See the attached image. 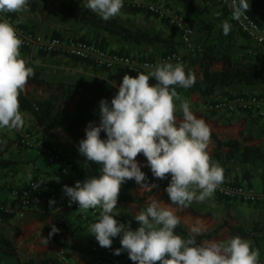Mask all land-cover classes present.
<instances>
[{
  "label": "clouds",
  "instance_id": "clouds-1",
  "mask_svg": "<svg viewBox=\"0 0 264 264\" xmlns=\"http://www.w3.org/2000/svg\"><path fill=\"white\" fill-rule=\"evenodd\" d=\"M234 15L249 8V0H232ZM30 0H0V13L22 12ZM124 0H87L86 7L107 21L120 14ZM231 25L222 24L227 36ZM22 38L6 20L0 19V128L22 129L25 121L19 96L34 75L30 62L23 58ZM136 71V70H133ZM125 73L111 101H99V123L89 121L78 152L88 162L99 165V175L77 180L73 186L63 185L68 203H78L83 210L102 209L100 219L90 225V232L101 247L110 248L113 238L120 236V248L136 264H259V253L250 243L234 236L224 241L197 242L196 236L182 238L175 233L180 217L162 200L147 197V206L134 219L135 230L125 227L113 216L121 186L134 180L140 190L152 192L159 185L149 183L142 167L147 166L154 178L168 179V199L180 207L193 200L210 198L223 182V168L212 162L208 152L211 128L190 109L188 101L180 104L178 119L176 87L191 88L196 82L192 71L186 73L180 63L164 62L148 72ZM150 78L155 83L150 84ZM113 87H117L114 82ZM105 137H101V133ZM138 154L146 161L137 160ZM67 171V170H66ZM199 190V191H197ZM55 199L49 200L54 205ZM203 227L193 226L199 235ZM60 229L51 224L45 243Z\"/></svg>",
  "mask_w": 264,
  "mask_h": 264
},
{
  "label": "rangeland",
  "instance_id": "rangeland-1",
  "mask_svg": "<svg viewBox=\"0 0 264 264\" xmlns=\"http://www.w3.org/2000/svg\"><path fill=\"white\" fill-rule=\"evenodd\" d=\"M38 1H43L46 4L44 7L45 11L55 3V0ZM147 1L169 8L172 14L183 23L182 16L186 14V11L184 6L177 0ZM194 1L205 10L202 19L215 23L227 21L221 16V12L223 11L224 13V8L217 0ZM75 2L79 7L87 8V0H75ZM134 10L135 11L122 9L119 15L110 20L131 30L142 29L156 33L164 40H173V42H175L173 43L174 45L172 46L171 44V49L166 50L165 53L173 50L180 53L182 58L178 63L182 64L185 70L195 73L196 80H200L201 75L199 67L196 61L192 60V58L195 50L199 49L205 41L206 35L199 33L194 29L190 35L189 43L184 44L181 39L182 34L178 31L177 27L169 24L166 20L158 16L149 15L142 7ZM262 11L264 12V9ZM11 13L15 16V19L20 26L40 38L48 39L55 36L56 38L63 40V42L68 43L80 38L90 39V37L94 35L97 37V41L106 48L105 51L109 54L131 57L136 63H140L149 57L153 58V60L145 61L159 64L166 56L163 55L164 48L160 45H141L138 47L134 45H123L119 43L116 38L108 36L102 31L98 32L96 35L88 26L74 24L73 21L65 17L46 19L38 11H31L29 8L22 12ZM94 14L97 15L96 13ZM227 22L229 23V21ZM248 43L250 45L251 53L257 51L260 55H264V48L252 43L240 32L236 34L235 41H233V45L229 46L227 52L231 55L234 61L240 59L243 57L244 53V49L241 48V46ZM21 54L23 58L30 62V66L34 69V75L48 82L74 83L77 81L92 80L95 79L92 76L93 74H101L103 76L114 74L115 76L122 77L125 73H128L131 76H136L120 66H115L110 69V71H107L93 63L90 66L74 61L61 53H55L51 57L41 56L38 55V53L30 54L27 51H21ZM220 68L221 65L217 63L212 69L219 70ZM155 82L154 78H150V84ZM263 88L264 84H261L253 87V89L242 90L244 92H238V94H244L246 97L257 96L261 101H264V94H262ZM23 94L32 101L50 96L48 90L32 85L29 79ZM225 94L222 93L224 97L232 96L231 93V95L228 94L227 96ZM214 99H218V97L216 96ZM21 112L25 121L23 128L34 138L35 145L32 148L22 147L18 144L16 129L0 128V152L3 155V158L11 162L9 168L0 171V179L6 180L14 178V182L9 181L8 183L6 181L4 186H8L18 183L21 184L34 178H41V181L52 183L54 191L47 196L41 197L40 199L42 202H40V204H43L45 200L49 201L50 199H55L56 203L53 205L54 208L51 209V216L47 218L45 222H40V224H38L39 222H36V220L30 215H27L23 220H19L17 218H3L0 214V237L8 242V245L14 252L13 256H7L0 253V264H42L41 262L47 258L57 259L62 264H99L93 262L90 253L94 249L106 252V248L101 247L95 240L94 235L90 232V225L97 221L91 218L84 222V220L80 218L81 216L79 217V214H75L76 209L74 205H72L73 203L71 204L69 211L72 215H67V213H63L65 209L61 208L57 202V199H59L60 196L59 192L62 189L61 185L72 179L78 180L77 175L62 173L60 172V168L55 164H53L55 166L54 170L49 169L51 168L49 167L51 165L48 164L49 162H46L47 157H45L40 151V147L44 146L53 151L55 150L56 155L59 157L72 151V153L75 154L73 156L77 157L80 161H83L85 158L79 154L78 150H74L76 147H72V145L68 143L64 133H59V139L55 141L43 138L35 127L34 119L28 113ZM240 113L247 114V117H249L252 120V123L256 125V127H253L249 131H245L244 137L246 139L249 138L251 141H256L259 140L261 136H264V115H259L255 112ZM260 122L263 123L260 125ZM260 144L259 147L264 151V146L262 145L264 144V141ZM73 159L75 158L70 160L72 163L71 165L74 164V166L77 167V161ZM95 170H99V165H97ZM262 173L261 176L264 177V171ZM3 190L6 192L8 191L5 188ZM135 191L140 194V200L145 201L142 205L137 204L138 212L144 211L142 206H147V197L149 196L156 197L165 202L162 190L147 192L140 190L138 186ZM45 204H49V202L46 203L45 201ZM166 204L176 212L181 219V224H183L190 233H192V227L196 225H201L203 227L201 233L216 229V237L209 241H224L231 238L228 232L230 226H245L254 223L260 225L264 224V206H250L237 202H228L218 199L215 195L206 198L204 201L193 200L186 208L169 203ZM43 211L44 208L40 207V210L37 211V213ZM122 218L124 219V217ZM62 220L65 222L66 226H68L69 231H66L65 227L61 225ZM126 221L131 227L140 226L138 221L131 223L128 220ZM51 224H55L60 229L57 234L73 246V251L63 252L50 239L47 244L45 243V238H48L47 228L51 231ZM259 238L260 235H256V237L245 240L250 243V246L254 250L258 251V259L264 261V240ZM120 247V236H117L113 238V244L110 248L116 249ZM123 252L128 256L126 251ZM156 264H160L159 261H157Z\"/></svg>",
  "mask_w": 264,
  "mask_h": 264
},
{
  "label": "trees",
  "instance_id": "trees-1",
  "mask_svg": "<svg viewBox=\"0 0 264 264\" xmlns=\"http://www.w3.org/2000/svg\"><path fill=\"white\" fill-rule=\"evenodd\" d=\"M177 1L184 6L186 11V14L182 16L183 25L189 28L191 31L196 29L199 33H203L206 35L205 41L199 49L195 50L194 56L192 58V60L196 61L199 67L201 79L196 80L195 84L191 88L185 89L180 86H174L176 87L179 96L189 98L193 95H198L206 100V104H209L216 100L214 99V97L217 96L215 94L223 89H227L233 86L255 87L264 84L263 54L260 55V53H257V51L255 53H251L249 43L241 46V48L244 49V53L243 57L240 59L234 61L231 55L227 52L229 46L233 45L236 34H238L240 31L229 20L228 15L224 9V13L223 11L221 12V16L224 17L225 20L229 21V24L233 26L231 27L230 32L227 36L223 34L222 30V24L224 23V21L215 23L209 20L202 19L205 10L201 8V6H199L194 0ZM45 5L46 4L43 1L39 2L38 0H30V5L28 8L31 11H38L46 19L65 17L73 21L74 24L88 26L95 32L96 35L98 34V32L102 31L108 36L116 38L117 41L123 45H134L137 47L141 45H160L164 48V56H167L171 53H177L175 50L165 53L166 50L171 49V44L172 46L174 45L173 43L175 42H173V40H164L158 34L142 29L131 30L127 27L116 24L111 20L105 21L99 16L92 13L88 8L79 7L75 0H55V3L48 7L46 11L44 10ZM124 9L135 11L132 8ZM263 9L264 0H249V8L245 12L256 23H258L259 25H264V12L262 11ZM9 13L16 21L15 16L11 12ZM148 14L152 15L150 13ZM177 29L182 34V30L180 28ZM78 40L97 45L102 50H106V48L97 41V37L94 35H92L90 39L80 38ZM260 47L264 48V46ZM20 50L22 52H26V50L22 48H20ZM38 55L51 57L54 54L52 53L46 55L43 53H38ZM69 58L86 65L91 66L92 64L88 61L78 60L73 57ZM145 60L151 61L153 60V58L147 57ZM145 60L141 62H144ZM217 63L221 65V68L219 70H213L212 68ZM173 64H175V62ZM102 69L110 71L109 69ZM185 71L186 73L188 72V70ZM109 75L110 74L105 75L107 76V78L77 81L74 83L48 82L34 75L29 78L30 83L36 87L45 88L50 92V96L47 98L32 101L28 99L22 92L19 96L20 110L28 113L34 119L35 127L38 129V132L43 138L55 141L59 139V133H64L66 135L68 143L73 147L78 148L79 141L85 137V131L83 129L86 128L88 122L93 121L97 124L99 123V114H97V110H99V101L102 98H107L110 102L113 96L117 93L118 87H113V83L108 79ZM228 94L230 93L226 92L225 95L227 96ZM262 94H264V88L262 90ZM105 135V133H101L102 138H104ZM211 141L214 143L212 157L222 168L224 167V163L226 162L239 164L241 166H264V152L258 146L247 145V139L220 140L215 134L212 133ZM18 144L24 147L19 142ZM54 153L56 154L55 150ZM57 157V162L48 164L53 165L56 163L60 164L62 162H65L63 161L62 156L59 157L57 155ZM46 162L48 161L46 160ZM66 162L70 165L72 164L71 161ZM10 164L11 162L3 158V155L0 152V171L9 168ZM72 167L77 175V168L74 166V164L72 165ZM58 168H60V172H62L61 164ZM144 172L147 174L149 183L155 182L159 185V187L153 189L152 192L154 190H162L165 202L173 204L168 199V194L165 191L168 183H164L160 179L154 178L151 172ZM93 175H99V170L94 172ZM40 179L34 178L21 184L18 183L15 185H8V189L10 190L12 188H25L31 182H36L53 187L52 183L41 181ZM135 187L136 185L134 183V180H128L125 184H123L118 196L117 205L140 202V199H138L134 195ZM49 194H44L38 198L47 196ZM217 198L228 202H237L250 206H264V204L261 203H244L241 201L223 199L221 197ZM34 201L35 199L32 200L30 208ZM76 204L77 203L75 202L72 205H74L75 207ZM142 207L143 210H145L146 206ZM51 213V209H44L43 212H40L39 215H36L34 217L40 222H45L47 218L51 216ZM0 214L3 216V218H13L12 216L4 214L1 211ZM82 219L85 222L86 220L91 219V217ZM61 225L65 227L66 231H69L68 226H66L64 222H62ZM174 231L182 238H188L189 236L195 235L198 243L209 241L215 238L217 235L216 229L196 235L190 233L181 223L176 227ZM49 232L50 231L47 228V236H49ZM228 232L231 237L239 236L243 239H251L253 237H256V235H260L259 239L264 240V224L260 225L258 223H254L245 226H230L228 228ZM50 240L63 252H71L74 250L73 246L68 241L61 238V236L57 233L53 234ZM113 250V248H106V252L96 249L92 250L90 253L93 262H97L99 264H136V262L132 261L125 254V252H121L120 255H114ZM0 253L7 256L14 255V252L8 245V242L2 237H0ZM41 263L62 264L59 260L52 258H47Z\"/></svg>",
  "mask_w": 264,
  "mask_h": 264
},
{
  "label": "built area",
  "instance_id": "built-area-1",
  "mask_svg": "<svg viewBox=\"0 0 264 264\" xmlns=\"http://www.w3.org/2000/svg\"><path fill=\"white\" fill-rule=\"evenodd\" d=\"M223 6L226 11L229 20L233 25L244 34L252 43L257 46H264V25L256 23L245 11L243 14L234 15V6L232 0H217ZM144 8L148 13L158 16L166 20L169 24L180 28L182 30L181 39L184 44L189 43V38L192 31L185 27L183 23L176 18L171 10L165 6L158 5L147 0H124L123 8ZM0 19L6 20L10 23L17 31L19 36L22 38L23 43L21 48L29 52L30 54L43 53V54H55L61 53L68 57H73L78 60L88 61L94 65L112 69L115 66L124 68L129 73L137 75L136 71L148 72L152 70L157 64H153L147 61L136 63L131 57L119 56L115 54H109L102 50L97 45L87 43L85 41H72L65 43L60 38L52 37L48 39L40 38L30 31L22 28L17 24L12 15L8 13H0ZM180 53H171L163 58L161 63L171 62L178 63L181 61ZM136 70V71H133ZM205 109L207 112L214 113H258L264 115V101H261L257 96L246 97L244 95H232L230 97H220L214 102L206 104ZM18 142L27 148H32L35 145L34 138L25 131L22 127L20 130H16ZM40 151L47 157L49 163H55L58 161L57 155L54 151L48 147H40ZM61 168L62 173L73 174L72 165L67 162H62ZM67 170V171H66ZM53 192V187L49 185L39 184L36 182L29 183L25 188H12L8 192V196L3 200H0V211L4 214L23 220L26 217L27 211L30 209V205L33 199H36L44 194ZM217 197L223 199L250 202V203H261L264 204V179L262 180L259 187L251 185L246 180L239 182H230L223 180V182L214 191ZM78 203L75 205L79 215L82 218L91 217L98 221L102 209L97 207L95 209L83 210L78 208ZM114 216V215H113ZM118 222L125 224V227H130L135 230L136 228L131 227L127 222L119 216H114ZM259 264H264V261L259 260Z\"/></svg>",
  "mask_w": 264,
  "mask_h": 264
},
{
  "label": "crops",
  "instance_id": "crops-1",
  "mask_svg": "<svg viewBox=\"0 0 264 264\" xmlns=\"http://www.w3.org/2000/svg\"><path fill=\"white\" fill-rule=\"evenodd\" d=\"M95 79H100V78H107V76H103L101 74L99 75H92ZM123 77V76H122ZM122 77L119 76H115L114 74H110L108 76V79L114 84V82H116V85L118 87L119 83L122 81ZM248 89H253V87H245V86H233L227 89H223L219 92H217L215 95H217L218 98L223 97L221 96L222 93L225 94L226 92H230L232 95H236L238 94V92H244L242 90H248ZM213 97V96H211ZM215 98V97H214ZM188 101L190 104V109L193 111V113L195 115H197L199 118H203L206 123L210 126L211 128V132L213 134H215L220 140H229V139H236V140H241V139H246L245 136V131H249L250 129H252L253 127H256V125H254L252 123V120L247 117V114L244 113H232V114H228V113H214V112H207L205 109V105H206V100L198 95H193L189 98H184L179 96V99L175 101L176 105H177V111H176V115L178 117V119H182V111L180 110V104L183 101ZM97 114H99V110H97ZM246 116V117H245ZM260 122L259 124L261 125ZM85 131V128L83 129ZM263 135V134H261ZM264 141V136H261V138L259 140H250L249 138H247L246 144L249 146H260L261 142ZM264 146V144H262ZM69 147V146H67ZM73 147V146H72ZM260 148V147H259ZM213 149H214V143L210 140L209 146H208V152L211 156V160L212 162L217 163L216 160H214V158L212 157V153H213ZM261 149V148H260ZM74 150H78L76 148H74ZM262 150V149H261ZM263 151V150H262ZM264 152V151H263ZM75 154L72 153V151L70 153H65L64 156H62L63 161H70L72 158H75L73 160H76V165H77V170H78V174H77V178L78 180H84L89 176H92L94 172H96L95 168L97 167V164H94V162H88V166L85 167L84 166V162L85 159L83 161H80L77 157L73 156ZM65 159V160H64ZM137 160L145 162L146 161V157H144L142 154H138ZM94 164V165H93ZM55 165H57L59 167L60 164L56 163ZM56 166V167H57ZM51 168V170H54L55 166L51 165L49 166ZM143 171H148L151 172L150 169L147 166L142 167ZM264 171V166L263 165H256V166H241L239 164H232L230 162H226L224 163V167H223V176L224 179L226 181H230V182H239L242 179H246L251 185H254L255 187H259L263 178L261 175L263 174L262 172ZM168 179H163L161 181H163L164 183H169L170 180V174H168ZM6 181L9 183V181H15V179H0V200H3L4 198H6L8 196V192L9 186H4V184L6 183ZM77 180L76 179H72L71 181H68L66 183H64L63 185H69V186H73L75 184ZM135 183V181H134ZM63 185L62 189L60 190V196L59 199H57V202L59 203V205L61 206V208H64V212L63 213H67V215L69 214L70 216L72 215L69 211L71 208V205H69L68 203V198L64 195L63 193ZM136 188H138V185L135 183ZM7 189L8 191L6 192L3 189ZM5 193V194H4ZM134 195L135 197H137L138 199H140V194L138 192H136L134 190ZM46 203H48V200H45ZM45 201L43 204H40V202H42V200L40 198L35 199V201L33 202L31 208L27 211L26 217L27 215H30L33 217V219L36 220V222H39L38 224H40V221H38L34 216L39 215V213H37V211L40 210L41 208L44 209H52L54 208L53 205H49V204H45ZM143 202H145L144 200H140L139 203H127V204H122V205H117L114 210H113V215L114 216H119V217H124L125 220H128L130 223L131 222H137L134 219V216L138 214V205H142ZM75 203V202H73ZM164 204L167 206L166 202H164ZM79 211L76 210L75 214H79ZM20 220V219H19ZM63 222V220H62ZM65 223V222H64ZM160 263V262H159Z\"/></svg>",
  "mask_w": 264,
  "mask_h": 264
}]
</instances>
